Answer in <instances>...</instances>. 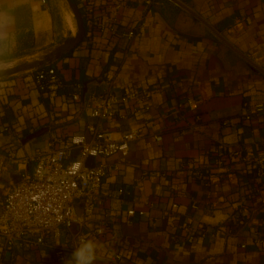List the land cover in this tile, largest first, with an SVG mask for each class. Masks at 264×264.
<instances>
[{
	"label": "crops",
	"instance_id": "1",
	"mask_svg": "<svg viewBox=\"0 0 264 264\" xmlns=\"http://www.w3.org/2000/svg\"><path fill=\"white\" fill-rule=\"evenodd\" d=\"M0 2V59L27 47L32 58L41 57L76 33L66 0ZM120 18L119 32L144 21L139 36L129 41L111 27L86 32L51 64L64 82L57 92L38 88L35 69L0 79V158L13 151L17 159L0 173V212L7 191L32 171L38 150L97 123L86 100L72 98L77 84L86 95L110 87L122 95L150 84L151 112L102 122L117 137L132 126L141 137L127 156L112 157L120 170L104 178L87 228L72 226L74 233L109 226L105 237L91 239L92 264H264V243L254 241L264 215V178L243 160L226 170L215 164L227 150L264 151V108L256 109L264 105V0H156L149 8L128 0ZM186 97L199 107H179ZM42 126L49 127L46 134L22 142ZM200 157L208 167L188 164ZM198 170L204 178L195 176ZM244 202L255 221L238 218ZM218 228L225 232L212 235ZM54 255L43 246L6 250L0 235V264H69V251L61 262Z\"/></svg>",
	"mask_w": 264,
	"mask_h": 264
},
{
	"label": "built area",
	"instance_id": "2",
	"mask_svg": "<svg viewBox=\"0 0 264 264\" xmlns=\"http://www.w3.org/2000/svg\"><path fill=\"white\" fill-rule=\"evenodd\" d=\"M81 1L87 32L98 30L106 33L111 27L113 34L123 35L132 41L139 36L145 25V22L141 21L137 26L126 31H118L121 24L120 15L128 0ZM143 1L149 8L156 0ZM0 11H2L1 2ZM34 77L38 88L43 92H57L64 85L57 68L52 65L35 69ZM76 88L72 98L79 101L86 100L90 116L96 119L97 123L87 124L81 133L54 137L47 149L36 152L32 171L24 172L7 191L0 212V235L6 250L14 247L22 249L48 247L54 250L55 260L61 262L65 260L68 251L72 253L73 249L84 242H91L93 237H105L108 234L109 226L105 222L79 233H74L72 226L78 222L86 227L94 216L104 178L120 170V163L113 161L112 157L116 154L127 156L131 144L141 137V132L139 127L132 126L123 130L117 137L113 130L102 127V122L151 112L155 91L150 84L131 87L122 95L117 94L111 87L105 91H93L88 95L82 93L80 84H77ZM178 105L191 110L199 107L193 97L184 98ZM263 108V104L256 105L257 110ZM154 138L159 142L163 140V136L159 133L154 134ZM89 156L96 158L94 166L86 164ZM237 160L247 162L256 177L264 178V151L255 154L252 151L243 153L241 150H227L219 155L215 162L216 168L226 170L229 164ZM9 161H17L13 151L0 158V173L7 167ZM188 164L203 168L209 166V161L205 157H200ZM194 174L198 178L205 176L199 170ZM79 200L82 202L79 203ZM174 206L176 207L177 204ZM262 209L264 212V205ZM134 213L135 211L131 210L128 214L132 216ZM140 213L144 214V211ZM238 218L243 222L257 219L250 203L244 202L240 206ZM259 228L254 241L262 244L264 215ZM206 231L202 229L201 235L205 236ZM222 232H225V229L218 228L212 235ZM241 246L246 247V244L242 243ZM114 256L116 260L122 258L120 253Z\"/></svg>",
	"mask_w": 264,
	"mask_h": 264
},
{
	"label": "water",
	"instance_id": "3",
	"mask_svg": "<svg viewBox=\"0 0 264 264\" xmlns=\"http://www.w3.org/2000/svg\"><path fill=\"white\" fill-rule=\"evenodd\" d=\"M73 11L76 19L77 30L76 33L67 37L62 43L56 45L51 50L43 54L41 57L33 58L31 60H25L16 65L5 67L0 69V79L13 75L22 71L34 70L46 65H51L55 61L59 60L64 54L70 52L73 48L78 46L86 35V26L84 21V16L79 7L77 0H66ZM49 127L42 126L35 131L28 133L22 142L26 143L32 139L39 138L46 134ZM86 164L88 166H94L96 164V158L94 156H89Z\"/></svg>",
	"mask_w": 264,
	"mask_h": 264
},
{
	"label": "clouds",
	"instance_id": "4",
	"mask_svg": "<svg viewBox=\"0 0 264 264\" xmlns=\"http://www.w3.org/2000/svg\"><path fill=\"white\" fill-rule=\"evenodd\" d=\"M94 259V246L90 242H84L73 249L69 264H92Z\"/></svg>",
	"mask_w": 264,
	"mask_h": 264
},
{
	"label": "rangeland",
	"instance_id": "5",
	"mask_svg": "<svg viewBox=\"0 0 264 264\" xmlns=\"http://www.w3.org/2000/svg\"><path fill=\"white\" fill-rule=\"evenodd\" d=\"M73 11L70 10V16L71 18L73 19V24L77 25L76 24V19H75V16H73ZM77 28V26H76ZM32 52H29V51H23L22 53H16V52H13L11 53V55H9L8 57L4 58V59H0V69H2L3 67H7L6 64H10V63H18L21 61V59L24 58V60H31L33 59L32 56H31ZM21 63V62H20ZM16 65V64H15Z\"/></svg>",
	"mask_w": 264,
	"mask_h": 264
},
{
	"label": "trees",
	"instance_id": "6",
	"mask_svg": "<svg viewBox=\"0 0 264 264\" xmlns=\"http://www.w3.org/2000/svg\"><path fill=\"white\" fill-rule=\"evenodd\" d=\"M81 11H82V9H81ZM27 50H28V47H27ZM25 51H26V49H25ZM23 51H20V50H18V51H16V53H22Z\"/></svg>",
	"mask_w": 264,
	"mask_h": 264
}]
</instances>
